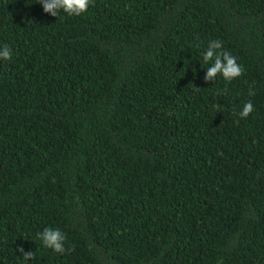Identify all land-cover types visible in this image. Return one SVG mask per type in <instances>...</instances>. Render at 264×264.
Masks as SVG:
<instances>
[{
  "label": "trees",
  "instance_id": "16d2710c",
  "mask_svg": "<svg viewBox=\"0 0 264 264\" xmlns=\"http://www.w3.org/2000/svg\"><path fill=\"white\" fill-rule=\"evenodd\" d=\"M4 45L0 264H264V0H0Z\"/></svg>",
  "mask_w": 264,
  "mask_h": 264
},
{
  "label": "clouds",
  "instance_id": "9594fccd",
  "mask_svg": "<svg viewBox=\"0 0 264 264\" xmlns=\"http://www.w3.org/2000/svg\"><path fill=\"white\" fill-rule=\"evenodd\" d=\"M45 13L51 16H58L61 11L70 16H80L87 12L90 5H94V0H39ZM13 56L12 49L4 45L0 48V60L10 61ZM203 62L210 66L204 77L205 81H215L218 76H222L226 81L241 76L244 72L243 67L237 63L236 58L223 49L222 41L219 39L210 40L207 48L203 52ZM254 93H249L253 95ZM254 110V105L248 101L243 105L240 117L246 118ZM37 237L43 242V246L49 248L56 253L63 254L68 249L65 247V235L58 228L46 227L37 234ZM18 251L22 254L26 261L34 258V252L25 251L20 247Z\"/></svg>",
  "mask_w": 264,
  "mask_h": 264
}]
</instances>
